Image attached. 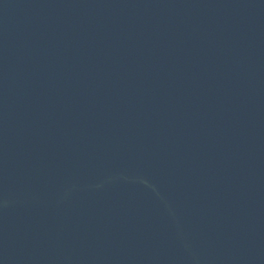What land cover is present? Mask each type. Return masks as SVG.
I'll return each instance as SVG.
<instances>
[{
	"label": "water",
	"instance_id": "water-1",
	"mask_svg": "<svg viewBox=\"0 0 264 264\" xmlns=\"http://www.w3.org/2000/svg\"><path fill=\"white\" fill-rule=\"evenodd\" d=\"M0 264H264V0H0Z\"/></svg>",
	"mask_w": 264,
	"mask_h": 264
}]
</instances>
